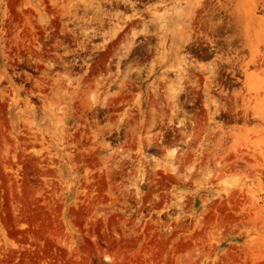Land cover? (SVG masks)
I'll use <instances>...</instances> for the list:
<instances>
[{
    "label": "rangeland",
    "instance_id": "374dc122",
    "mask_svg": "<svg viewBox=\"0 0 264 264\" xmlns=\"http://www.w3.org/2000/svg\"><path fill=\"white\" fill-rule=\"evenodd\" d=\"M0 264H264V0H0Z\"/></svg>",
    "mask_w": 264,
    "mask_h": 264
},
{
    "label": "flooded vegetation",
    "instance_id": "af4514ba",
    "mask_svg": "<svg viewBox=\"0 0 264 264\" xmlns=\"http://www.w3.org/2000/svg\"><path fill=\"white\" fill-rule=\"evenodd\" d=\"M137 3H140L139 1H137ZM126 5H129V3L127 2ZM130 7H132V4L130 5ZM219 48H212L210 49L207 54L208 55H220V53H218Z\"/></svg>",
    "mask_w": 264,
    "mask_h": 264
}]
</instances>
